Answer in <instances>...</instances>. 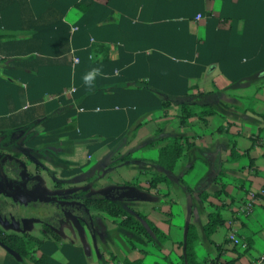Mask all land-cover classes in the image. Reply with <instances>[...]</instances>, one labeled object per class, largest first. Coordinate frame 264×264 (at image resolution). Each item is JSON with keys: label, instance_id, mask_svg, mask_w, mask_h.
Segmentation results:
<instances>
[{"label": "crops", "instance_id": "obj_1", "mask_svg": "<svg viewBox=\"0 0 264 264\" xmlns=\"http://www.w3.org/2000/svg\"><path fill=\"white\" fill-rule=\"evenodd\" d=\"M206 93L214 114L181 124L178 102ZM168 138L191 146L152 184ZM7 141L46 181L112 199L149 239L79 208L50 237L32 222L26 254L0 242V264H187L189 224L198 264H251L264 253V0H0Z\"/></svg>", "mask_w": 264, "mask_h": 264}, {"label": "trees", "instance_id": "obj_2", "mask_svg": "<svg viewBox=\"0 0 264 264\" xmlns=\"http://www.w3.org/2000/svg\"><path fill=\"white\" fill-rule=\"evenodd\" d=\"M217 99L218 97L212 93L198 94L182 98L178 102L180 108V123H186L190 117H193L196 114V110H199L198 114L201 117L213 115L214 112L211 105L215 103ZM163 143H165V145L159 149L158 158L154 161L156 167L161 170L163 174L153 177L151 180L152 184H156L158 181H168V177L172 175L177 161L181 158L185 150L191 146L187 138H168L163 140ZM232 153L234 152L232 151ZM207 197V194L201 195L203 201H206ZM83 207L85 209L95 210L98 213H104L114 219L125 217L118 222L121 227L128 229L145 239H149L148 233L137 220L128 216L112 199L107 198L100 193H89L83 198ZM222 225L223 219L220 213L218 211L211 212L207 215L204 232L209 237ZM151 229L155 232L157 231L154 227ZM197 240V231L193 225L189 224L186 227L184 242V259L187 264H198L194 251ZM0 242L20 254H26L28 252L27 248L30 240L23 237L6 236L0 237Z\"/></svg>", "mask_w": 264, "mask_h": 264}, {"label": "rangeland", "instance_id": "obj_3", "mask_svg": "<svg viewBox=\"0 0 264 264\" xmlns=\"http://www.w3.org/2000/svg\"><path fill=\"white\" fill-rule=\"evenodd\" d=\"M15 157L18 158L20 155L11 151L10 149H3L0 147V160L6 162L7 165L10 164L11 160H13ZM18 165L16 164L15 166L18 167L21 172L15 177L8 166H4L2 163H0V172L1 170L3 171L2 176H0V186L4 188L8 200L13 204L22 207V209L26 210L27 207L32 203L37 204L38 209L29 214L35 216H43L46 214L52 217L53 213L56 211L63 213V202L75 205L82 203L81 200L73 196L74 194L78 193L81 195V193H85V191L91 193L89 190V185L84 182L62 184L46 181V171L36 168L35 163L31 161L27 152H23V155H21V163L19 166ZM121 173L129 175L131 171L123 168ZM3 175H5V178ZM12 176L14 181L12 178L10 183L7 178ZM33 183H35V186L30 188V185H33ZM60 196H64V199H58ZM76 210L77 209L75 208L74 210L70 209L69 212H74ZM2 234L3 232L0 231V237L8 236H3Z\"/></svg>", "mask_w": 264, "mask_h": 264}, {"label": "flooded vegetation", "instance_id": "obj_4", "mask_svg": "<svg viewBox=\"0 0 264 264\" xmlns=\"http://www.w3.org/2000/svg\"><path fill=\"white\" fill-rule=\"evenodd\" d=\"M0 147L3 149H9L8 141L2 142L0 144ZM18 160L20 159L15 157L13 160H11L12 164L10 163L7 165V163L4 162L3 160H0V163H2L4 166H8L11 169L14 176L16 177L21 172V170L15 166L16 164L20 165L21 161L19 162ZM0 173H1L0 176H2L3 171L1 170ZM11 178H13V176ZM32 186H35V183H33V185H30V188ZM88 194L89 192L86 193L82 192L81 195L78 193L74 194L73 196H75L77 199L82 201V203H78L76 205L63 202L64 203L63 204L64 207H62L64 209L63 213L56 211L53 213L52 217H50V215L44 214L42 218L35 219V217H40L41 215L35 216L29 213H33L38 209L37 204L32 203L27 207L26 210L22 209V207L17 206L16 204H13L8 200L4 188L0 186V224H1L0 231L3 232L2 234L3 236L8 235L13 237H24L30 241L37 240L38 238L35 235H33L30 231L31 223L37 221L40 225V228L36 231V233L41 235L42 237H50L55 232V229L59 228L60 226H64L70 220V218H72L69 213L70 209L73 210L74 208L75 209L80 208L81 210H88L83 207V198H85ZM62 198L64 199V196H60L58 199H62ZM14 231L20 233L19 234L11 233Z\"/></svg>", "mask_w": 264, "mask_h": 264}, {"label": "built area", "instance_id": "obj_5", "mask_svg": "<svg viewBox=\"0 0 264 264\" xmlns=\"http://www.w3.org/2000/svg\"><path fill=\"white\" fill-rule=\"evenodd\" d=\"M256 203V196L253 193H250L249 198L243 202V204L238 209V214L242 216H249ZM229 239L233 241L235 244H241L240 240L236 238L235 234H230ZM251 264H264V253L254 260Z\"/></svg>", "mask_w": 264, "mask_h": 264}]
</instances>
